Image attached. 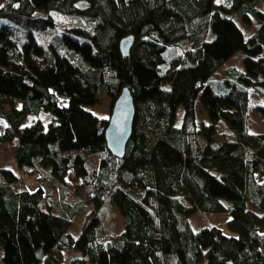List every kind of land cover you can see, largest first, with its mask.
I'll use <instances>...</instances> for the list:
<instances>
[{"label": "trees", "instance_id": "obj_1", "mask_svg": "<svg viewBox=\"0 0 264 264\" xmlns=\"http://www.w3.org/2000/svg\"><path fill=\"white\" fill-rule=\"evenodd\" d=\"M76 1L0 0V143L15 140L17 166L0 167L1 264H264V133L248 128L264 0ZM238 50L242 66L223 67ZM123 86L135 113L118 157L85 106ZM105 200L120 232L101 225ZM199 211H228L230 233L193 228Z\"/></svg>", "mask_w": 264, "mask_h": 264}, {"label": "rangeland", "instance_id": "obj_2", "mask_svg": "<svg viewBox=\"0 0 264 264\" xmlns=\"http://www.w3.org/2000/svg\"><path fill=\"white\" fill-rule=\"evenodd\" d=\"M221 1L222 0H214V2H221ZM244 25L243 23H241V27L243 28L246 27ZM254 28H255V25H252L250 27V30H254ZM243 55L244 53L241 50L236 51L224 62L223 67L233 65V66L240 68L242 66ZM223 67L219 68L213 74L211 79L223 78L225 75L223 71ZM211 86L214 90L218 89L215 83L214 84L212 83ZM249 91L250 92H249L248 128L252 132L264 133V114L257 109L258 106L264 107V95L261 92L254 90L252 88H250ZM111 103H112L111 98L101 93L98 95L97 104L86 105L85 107L97 117L108 118L110 114ZM176 114H177L176 122L179 123L181 116H182L181 106L177 108ZM38 118L45 123L48 120V114L45 112H40V114L38 115ZM32 119L33 117L28 115L25 118V120L22 122V124L28 123ZM195 122L197 126H200L202 123L208 122L206 114L198 100L196 101ZM4 126H5V123L0 118V132L3 130ZM217 128L225 132L229 131V129L224 125V123L221 120L219 121ZM14 147H15V140L0 143V167L3 166L5 168H9L16 172L17 166L14 160ZM22 180L25 182L28 189H33L36 187V183L33 182L34 180H30L27 177L22 178ZM68 189L72 191L73 185L72 184L69 185ZM97 213L99 215L101 225L108 232L114 234V233L120 232L124 228L123 215L120 213V211L118 210L116 206L112 205L107 200H105L97 208ZM228 218H229L228 211H220V212L199 211L196 213H191L189 215L190 224L193 228H198L199 226H202V225L218 226L225 233L229 234L230 231L227 228ZM64 253L66 254L67 251H64ZM1 254H2V251L0 250V264L2 262Z\"/></svg>", "mask_w": 264, "mask_h": 264}, {"label": "water", "instance_id": "obj_3", "mask_svg": "<svg viewBox=\"0 0 264 264\" xmlns=\"http://www.w3.org/2000/svg\"><path fill=\"white\" fill-rule=\"evenodd\" d=\"M75 4L80 10L89 6L86 0H77ZM132 41V34H126L120 39L119 47L124 55L128 54ZM257 90L264 95L263 88L257 87ZM134 113L131 91L127 86H123L111 103L110 114L106 118L107 123L104 129L106 148L111 154L118 157L123 155L131 134Z\"/></svg>", "mask_w": 264, "mask_h": 264}, {"label": "bare ground", "instance_id": "obj_4", "mask_svg": "<svg viewBox=\"0 0 264 264\" xmlns=\"http://www.w3.org/2000/svg\"><path fill=\"white\" fill-rule=\"evenodd\" d=\"M42 19V18H41ZM40 20V19H39ZM42 21V20H41ZM47 25V24H46Z\"/></svg>", "mask_w": 264, "mask_h": 264}]
</instances>
